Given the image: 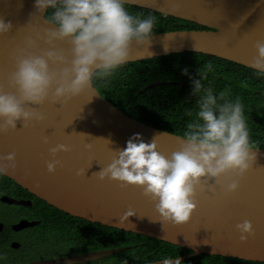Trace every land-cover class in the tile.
<instances>
[{"label": "water", "instance_id": "1", "mask_svg": "<svg viewBox=\"0 0 264 264\" xmlns=\"http://www.w3.org/2000/svg\"><path fill=\"white\" fill-rule=\"evenodd\" d=\"M126 4L206 28L156 33L147 46L133 44L127 63L196 52L252 68L255 44L264 41V0H127ZM34 11L33 0H0V17L12 22L9 33L0 35V86L6 90L13 49L31 28L43 23ZM57 46L64 48L70 59L69 45L58 41ZM165 83L154 82L148 87ZM178 84L192 86L185 81ZM38 111L44 115L42 121H32L28 127L18 122L16 130L0 133V156L16 154L15 169L4 176L70 215L193 252L181 261L206 254L264 262L263 148H253L257 158L239 179L236 191L198 190L197 206L189 221L175 224L159 219L155 202L141 187H121V182L100 180L96 173L110 163L113 150L122 148L133 133H141L146 141L160 133L158 150L165 155L178 148L181 136L128 116L105 99L93 82L88 90L65 102L45 101ZM59 143L68 145L69 150L57 152L55 158L61 163L50 173L46 167V161L53 159L49 149ZM78 169H85L84 174L77 176ZM129 208L134 214L121 221L119 217ZM245 219L251 221L253 235L241 241L235 225Z\"/></svg>", "mask_w": 264, "mask_h": 264}, {"label": "clouds", "instance_id": "2", "mask_svg": "<svg viewBox=\"0 0 264 264\" xmlns=\"http://www.w3.org/2000/svg\"><path fill=\"white\" fill-rule=\"evenodd\" d=\"M127 0H33L35 15L43 23L34 26L11 53L12 70L7 89L0 86V133L16 130L32 121H42L38 106L45 101L65 102L88 90L94 79L107 78L130 60L133 44L151 43L155 17L133 14ZM175 8V6H174ZM12 22L0 17V35L9 33ZM69 45L70 59L57 42ZM46 45V47H42ZM250 66L264 73V41L255 44ZM187 73V69L183 70ZM205 74L191 81L197 97L194 121L186 126L179 146L170 155L158 150L155 133L150 140L133 133L106 166L96 173L121 182V187L139 186L155 202L159 219L181 224L189 221L196 208L197 191L234 192L239 179L250 169L257 153L253 151L244 105L203 84ZM47 143V136L42 137ZM110 143L109 140H105ZM91 148V144H86ZM59 143L49 149L53 159L46 161L48 172L61 163L55 156L68 151ZM15 152L0 156V176L16 167ZM78 169L76 175H83ZM129 208L119 219L133 215ZM240 240L253 235L251 221L235 225ZM157 264H181L179 256L162 257Z\"/></svg>", "mask_w": 264, "mask_h": 264}, {"label": "trees", "instance_id": "3", "mask_svg": "<svg viewBox=\"0 0 264 264\" xmlns=\"http://www.w3.org/2000/svg\"><path fill=\"white\" fill-rule=\"evenodd\" d=\"M133 14L158 13L126 4ZM154 34L175 30L206 29L196 23L166 17L162 23L155 16ZM187 69V73L183 70ZM199 70L205 74L203 84L216 93L223 92L229 99L239 98L244 105L252 148L264 149V73L222 58L196 52L176 53L139 62L127 63L107 78L93 80L102 96L128 116L158 129L182 136L190 121L196 119L191 81L199 78ZM177 82L170 84L169 82ZM185 81L192 86H182ZM154 82L165 84L148 87ZM10 178L0 176V193L8 194ZM145 240L140 245L139 264H148L158 257L150 251L160 243L170 249L184 250L152 237L138 235ZM186 251V250H185ZM181 264H264L237 258L200 255Z\"/></svg>", "mask_w": 264, "mask_h": 264}, {"label": "flooded vegetation", "instance_id": "4", "mask_svg": "<svg viewBox=\"0 0 264 264\" xmlns=\"http://www.w3.org/2000/svg\"><path fill=\"white\" fill-rule=\"evenodd\" d=\"M138 235L70 215L19 185L0 193V264H139ZM183 249L158 243L148 264L193 253Z\"/></svg>", "mask_w": 264, "mask_h": 264}, {"label": "rangeland", "instance_id": "5", "mask_svg": "<svg viewBox=\"0 0 264 264\" xmlns=\"http://www.w3.org/2000/svg\"><path fill=\"white\" fill-rule=\"evenodd\" d=\"M152 15H155V14H153L152 13ZM157 18H158V20L160 21V22H164L165 20H166V17L165 16H162V15H160V14H157V15H155Z\"/></svg>", "mask_w": 264, "mask_h": 264}]
</instances>
